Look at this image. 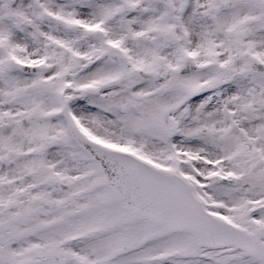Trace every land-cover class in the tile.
Masks as SVG:
<instances>
[{
	"label": "snow or ice",
	"instance_id": "snow-or-ice-1",
	"mask_svg": "<svg viewBox=\"0 0 264 264\" xmlns=\"http://www.w3.org/2000/svg\"><path fill=\"white\" fill-rule=\"evenodd\" d=\"M0 264H264V0H0Z\"/></svg>",
	"mask_w": 264,
	"mask_h": 264
}]
</instances>
